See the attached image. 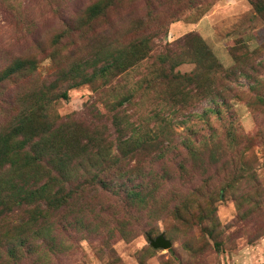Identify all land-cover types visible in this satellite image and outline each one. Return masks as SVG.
Masks as SVG:
<instances>
[{"label":"rangeland","instance_id":"obj_1","mask_svg":"<svg viewBox=\"0 0 264 264\" xmlns=\"http://www.w3.org/2000/svg\"><path fill=\"white\" fill-rule=\"evenodd\" d=\"M0 4L7 10L0 9V74L17 59L35 67L32 74L0 85V98L11 91L17 102L28 88L56 84L64 69L79 64L87 72L99 69L105 64L98 55L101 50L131 49L136 57L127 75L71 89L68 100L53 103L54 113L84 125L92 116L95 121V115L110 117L114 112L105 109V94L118 81L126 82L138 104L127 113L135 127L161 129L156 114L164 113L177 122L166 128L173 145L184 146L186 139L202 152L198 160L186 153L177 160L172 157L162 170L161 163L154 165L162 188L156 195L150 179L145 182L146 193L153 196L150 207L135 213L138 224L128 227L140 230L138 237L124 239L108 221L101 235L107 246L101 237H90L61 264H264V13L256 12L252 1L0 0ZM96 6L100 15L94 18ZM190 35H198L208 51L186 38ZM144 43L148 51L141 60ZM173 53L186 61L175 67L181 74L198 73L206 57L219 67L206 73L201 85L172 84L158 68L169 70L159 63ZM6 127L0 116V131ZM95 202H108V197ZM107 209L102 222L120 211ZM162 233L172 243L169 250L150 246L147 237ZM5 246L0 233V264L6 262Z\"/></svg>","mask_w":264,"mask_h":264},{"label":"trees","instance_id":"obj_2","mask_svg":"<svg viewBox=\"0 0 264 264\" xmlns=\"http://www.w3.org/2000/svg\"><path fill=\"white\" fill-rule=\"evenodd\" d=\"M250 1L256 12L264 13V0ZM2 7L0 4L7 13ZM99 15L100 8L96 6L93 17ZM186 38L208 51L198 35ZM118 50H101L98 55L104 57L105 64L99 69L87 72L85 65L79 64L59 72L56 84L50 87L28 88L31 92L27 91L17 102L11 91L0 98V116L7 122L6 130L0 131V233L7 243L5 264H61L62 259L70 258L79 242L91 240L90 237H101L107 246L108 241L101 235L108 221L117 226L114 228L124 239L138 237L140 230L128 227L138 224L135 213L150 207L153 196L146 193L145 182L150 179L156 195L162 188L154 165L161 163L162 170L172 157L177 160L185 153L190 159L201 157L202 152L191 141L186 144L184 139V146L173 145L166 128L175 121L164 113L156 114L163 125L161 129L135 127L127 113L138 104L131 91L126 90V82L118 81L105 94L104 107L114 112L110 117L95 115V121L92 116L90 124L84 125L80 120L63 119L54 113L53 103L68 100L71 89L93 85L99 78L127 75L134 67L136 52ZM147 51L148 44L144 43L141 60ZM181 58L173 53L160 59L159 64L169 66V70L159 67L158 71L167 73L162 77L170 78L172 84L201 85L206 73L219 67L206 57L196 69L198 73L181 74L175 72V67L186 62ZM34 70L30 62L17 59L0 74V85ZM206 151L207 147L204 155ZM168 173L165 170L164 174ZM105 196L108 202H95ZM104 207L120 211L115 210L102 222ZM178 214L175 212L176 218L181 219Z\"/></svg>","mask_w":264,"mask_h":264},{"label":"water","instance_id":"obj_3","mask_svg":"<svg viewBox=\"0 0 264 264\" xmlns=\"http://www.w3.org/2000/svg\"><path fill=\"white\" fill-rule=\"evenodd\" d=\"M150 246L155 249V250H169L172 247V243L166 239L165 234H160L158 237L155 239L149 237L148 238Z\"/></svg>","mask_w":264,"mask_h":264}]
</instances>
